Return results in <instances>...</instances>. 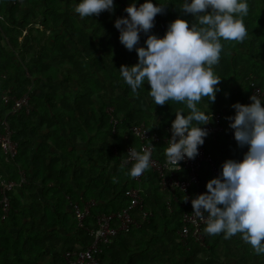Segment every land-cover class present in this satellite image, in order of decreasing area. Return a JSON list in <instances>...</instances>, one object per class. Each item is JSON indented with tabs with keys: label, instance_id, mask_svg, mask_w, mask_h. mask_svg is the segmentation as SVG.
<instances>
[{
	"label": "trees",
	"instance_id": "trees-1",
	"mask_svg": "<svg viewBox=\"0 0 264 264\" xmlns=\"http://www.w3.org/2000/svg\"><path fill=\"white\" fill-rule=\"evenodd\" d=\"M80 2L0 0V118L14 105L13 100L6 104L4 98L19 99L29 94L32 106L29 114L23 111L9 117L18 144L16 159L7 162L0 147V170L6 179L19 181L22 171L27 181L9 193V215L3 218L0 212V252L5 264H40L46 258V248H58L62 257L57 258V264H69L66 253L87 249L97 217L126 208L125 194L132 188L141 190L149 218L142 221L135 213L142 227L121 233L103 246L98 254L101 264L105 253L120 264H156L154 253L163 255L164 264H264V254L257 255L242 240V234L225 239L224 233L213 236L205 232V246L193 238L184 243L180 237L183 215L188 211L184 195L178 191L173 199L163 192L159 176L151 168L144 172L141 182L130 176L133 164L125 163L127 149L140 147L131 129L144 124L157 133L159 141L147 143L154 146V158L163 162L175 112L183 109L187 116L190 110L185 103L171 100L164 106L155 105L152 98L147 111L140 109L141 100L150 97V85L145 80L133 93L119 71L121 65H136L138 55L120 43L114 23L124 18L128 5L149 0H114L113 13L85 18L75 12ZM150 2L167 8L158 14L149 35L163 38L176 19L190 25L196 22L182 12L185 0ZM243 2L249 5L248 15L243 17L248 36L243 42L221 39L220 61L213 69L222 79L216 100L210 104L204 97L197 104L209 117L221 112L224 127L214 138H205L214 163V170L208 164L202 166L205 193L207 182L220 176L223 163L242 161L248 150L238 147L226 123V109L235 103L250 104L252 79L264 89V0ZM142 47L146 48L145 42ZM56 70L62 75L61 82ZM114 121H118L115 128ZM37 139L42 142L38 144ZM90 201L97 206L80 225L67 207ZM136 231L147 242L131 249L140 255L128 254L127 260L123 259L113 245L118 238L124 241Z\"/></svg>",
	"mask_w": 264,
	"mask_h": 264
},
{
	"label": "clouds",
	"instance_id": "clouds-1",
	"mask_svg": "<svg viewBox=\"0 0 264 264\" xmlns=\"http://www.w3.org/2000/svg\"><path fill=\"white\" fill-rule=\"evenodd\" d=\"M166 8L150 0L139 7L132 3L124 10L128 18H117L114 27L120 43L138 55L136 65L119 69L132 92L137 93L146 80L155 105L164 106L171 100L185 103L190 110L187 116L183 109L175 112L165 149L167 162L179 168L181 161L197 157L209 134L202 126L212 122V114L209 117L197 104L204 97L210 104L215 102L222 81L213 70L220 61V41L245 40L248 32L243 17L248 15L249 5L243 0H185L182 12L190 14L195 23L176 19L163 38L149 35L156 16ZM114 11V0H82L75 7L81 18ZM140 33L147 36L146 48L137 47ZM250 100L248 105L233 104L235 115L226 118L238 147L248 149L242 161L226 160L220 176L209 180L207 192L193 198L191 205L196 217L206 219L207 234L224 233L225 239L242 234V240L260 255L264 254V105L255 95ZM129 152L135 160L130 176L136 178L150 168L151 153L141 154L132 147ZM183 202H188L187 196Z\"/></svg>",
	"mask_w": 264,
	"mask_h": 264
},
{
	"label": "built area",
	"instance_id": "built-area-1",
	"mask_svg": "<svg viewBox=\"0 0 264 264\" xmlns=\"http://www.w3.org/2000/svg\"><path fill=\"white\" fill-rule=\"evenodd\" d=\"M141 4L142 3H137L136 5L139 7ZM124 18H128L125 11ZM156 20H159V15L156 16L155 21ZM146 39L147 36L144 33H140V43L137 47H142V43H144ZM250 85L251 93L248 97L249 102H251L250 97L255 95L261 100L262 105H264V89H262L254 79H252ZM10 100L14 101V105L2 118H0V147L7 162H13L19 153L18 144L13 139L14 131L11 128L9 117L23 111L26 114L32 111L29 94L19 99L10 97L4 98L6 104L9 103ZM109 112L112 113L113 109H110ZM212 117V122L209 120L211 123L202 127L208 131V136L214 138L223 131L224 127L222 124V115L220 113H216ZM117 124L118 121H114V128ZM131 133L133 137L140 142V147L134 149L141 154H143L144 151L151 153L150 168L158 174L162 190L168 192L173 199H176L175 193L178 191L184 195V198L185 196L188 197V202L185 203V207L188 208V211L183 215V228L182 231H180V237L184 243H186L189 238H193L201 246H205L206 235L204 229L207 226L206 219L202 220L195 216L191 200L200 194H205L200 177L202 166L208 164L211 166L212 170H214V163L211 154L206 150V143L204 142V144L199 147V154L194 160L186 158L184 161L180 162L178 168L177 166L169 164L167 159L160 162L154 158V146L152 144L159 141L157 133L150 132L144 124L134 126L131 129ZM170 139L171 131L169 132L168 139L165 140L168 146V140ZM148 141L153 143L148 144ZM130 148L131 147L127 149L128 157L125 161L127 165L135 163V160L132 159L130 155ZM143 176L144 173L136 177L135 180L141 182ZM26 182V176L22 171H20L19 181L6 178L0 179V212H2L3 218H6L11 210L9 193L22 187ZM125 195L128 199V206L117 213L97 217L96 228L90 231L93 238L91 245L81 252L66 253L65 259L69 264H101L98 254L102 251L101 249L103 246L108 245L121 233L128 234L132 231V228H139L141 226L142 223L134 217L135 213L141 215L143 218L142 221L148 220L149 213L144 211V199L141 190L139 188H132L128 190ZM96 206L97 203L95 201L85 203L83 206L79 203L72 205L73 212L80 225H82L83 221L90 215L91 210ZM205 216H207V214H205Z\"/></svg>",
	"mask_w": 264,
	"mask_h": 264
},
{
	"label": "crops",
	"instance_id": "crops-1",
	"mask_svg": "<svg viewBox=\"0 0 264 264\" xmlns=\"http://www.w3.org/2000/svg\"><path fill=\"white\" fill-rule=\"evenodd\" d=\"M150 102H151V97H148V98H145L144 100H141V102L139 104L140 109L147 111L148 110V104ZM230 113H235V109H233L232 107H228L226 109V118L228 117V115ZM226 123L229 125V121L227 119H226ZM37 141H38V144H40L42 142L40 139H37ZM82 146H83V144L81 142L78 143L79 148H81ZM1 178H7V175L0 170V179ZM163 192H165V191H163ZM50 205H51V203H50ZM72 210H73L72 205L70 203L67 207V212L72 213ZM141 223L142 224L139 228H141L143 225V222H141ZM146 242L147 241L144 239V237L139 232L136 231L133 234L127 235L124 241L122 240V238H118L117 241L114 243L115 245H113V247H114L113 250H114V252H117V254H122V258L123 259L125 258L127 260L125 255H128V254L132 255V256L140 255V254L132 251L131 249H134L137 246L140 247V246L144 245ZM126 250L129 252H126ZM45 254H46V258L40 264H57V261H59V260H57V258H59V256H60V258L62 257V255H59L60 252H59L58 248L57 249L46 248ZM154 256L156 259H158L156 264H164L163 255L158 254V253H154ZM3 258H4L3 253L0 252V264H5ZM120 262L121 261L118 260L116 257H114L112 254L105 253L103 264H120Z\"/></svg>",
	"mask_w": 264,
	"mask_h": 264
},
{
	"label": "rangeland",
	"instance_id": "rangeland-1",
	"mask_svg": "<svg viewBox=\"0 0 264 264\" xmlns=\"http://www.w3.org/2000/svg\"><path fill=\"white\" fill-rule=\"evenodd\" d=\"M56 71H57L56 73H58V75H59V76H58V82H61V80H62V75H60V73H59L60 71H59V70H56ZM40 88H41V87H40ZM44 91H45V90H44ZM44 91H42V92H44ZM63 92H67V90H63ZM109 111H110V110H109ZM217 112H219V111H217ZM217 112H216V113H217Z\"/></svg>",
	"mask_w": 264,
	"mask_h": 264
}]
</instances>
